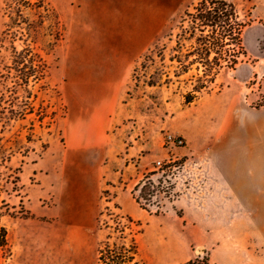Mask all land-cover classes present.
Returning <instances> with one entry per match:
<instances>
[{"label":"rangeland","instance_id":"rangeland-1","mask_svg":"<svg viewBox=\"0 0 264 264\" xmlns=\"http://www.w3.org/2000/svg\"><path fill=\"white\" fill-rule=\"evenodd\" d=\"M200 1L0 0V264H264V0H232L244 50L212 70Z\"/></svg>","mask_w":264,"mask_h":264},{"label":"trees","instance_id":"trees-1","mask_svg":"<svg viewBox=\"0 0 264 264\" xmlns=\"http://www.w3.org/2000/svg\"><path fill=\"white\" fill-rule=\"evenodd\" d=\"M31 6L32 4L30 0H20L19 13H22V8H30ZM37 6L39 9L48 12L44 3L41 1L37 3ZM196 11V14L189 16L193 22L188 39L190 41L194 40L196 32H200L201 34V36L195 40V44L200 46L202 53L199 61L197 62H200L206 67V69L209 68V70H212L213 67L221 68V61L223 58L214 57L210 60L211 55L215 52L216 56L223 55L224 57L227 53L224 50L226 47L231 45L244 50L242 37L247 25L241 20L236 5L232 2V0H201ZM206 32H209L212 36H205ZM237 59V57H234L235 61L231 64L227 62V60H223L227 63L226 65H236ZM14 62L16 64L27 63L32 65V53L28 50H24L23 53L15 57ZM44 73L42 74L41 79L44 77ZM29 78L30 75H28L27 83ZM194 99L195 98H188L186 103L190 104L194 101ZM121 233V235H123L124 232L122 231ZM122 239L124 240L125 238ZM138 254V245L135 240H132L130 244L125 242L122 244L108 243L99 250L98 261L99 264H142V262L138 259ZM185 264H211V261L208 256H204L202 258L200 257L191 260Z\"/></svg>","mask_w":264,"mask_h":264},{"label":"crops","instance_id":"crops-1","mask_svg":"<svg viewBox=\"0 0 264 264\" xmlns=\"http://www.w3.org/2000/svg\"><path fill=\"white\" fill-rule=\"evenodd\" d=\"M110 29H115V24L110 25ZM155 30L144 28L138 37L135 40V44H131L129 41V33H127L125 39H124V54H123V65H127L130 60H132L134 57H138L149 48V45L151 44L152 40L155 36Z\"/></svg>","mask_w":264,"mask_h":264},{"label":"built area","instance_id":"built-area-1","mask_svg":"<svg viewBox=\"0 0 264 264\" xmlns=\"http://www.w3.org/2000/svg\"><path fill=\"white\" fill-rule=\"evenodd\" d=\"M167 142H168L169 145H172V146H175V147H180V146L183 145V141L182 140L174 138L172 136L168 137V141ZM157 164H158V166H162L161 162H158ZM163 165H165V164H163Z\"/></svg>","mask_w":264,"mask_h":264}]
</instances>
